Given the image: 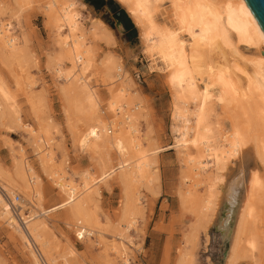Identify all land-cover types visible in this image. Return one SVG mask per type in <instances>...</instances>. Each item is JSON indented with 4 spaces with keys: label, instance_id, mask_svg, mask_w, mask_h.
Returning <instances> with one entry per match:
<instances>
[{
    "label": "bare ground",
    "instance_id": "bare-ground-1",
    "mask_svg": "<svg viewBox=\"0 0 264 264\" xmlns=\"http://www.w3.org/2000/svg\"><path fill=\"white\" fill-rule=\"evenodd\" d=\"M116 1L139 29L143 52L165 76L172 98L174 148L184 167L183 183H191V190L186 186L179 189V198L193 217L185 236L186 249L176 264H196L193 251L198 247L199 235L206 232L218 211L221 187L237 172L243 175V197L239 209L234 190L228 199L236 219L225 264H264L263 32L243 0ZM31 2L13 0L14 8L0 4L3 66L14 62L22 69L28 62L27 41L17 36L16 25L20 11ZM163 4H168L169 13L161 20ZM43 10L54 43L47 67L61 82L59 91L69 114L82 125L78 129L70 123L74 148L96 157L100 175L96 178L89 170L84 171L77 184L76 177L65 172L64 161L54 160L53 148L58 145L54 146L50 137L53 127L37 117L41 104L32 102L38 129L27 134L38 154L39 170L58 189L55 196L60 203L41 208L43 180L25 159L17 158L11 171L0 167V188L5 193V198L0 193V222L8 226L10 237L20 242L32 264H80L71 246L66 245L63 253L57 252L56 238L48 225L51 214L65 211L66 226L75 228L77 236L86 233L89 242L95 237L103 244L98 264H129L125 242L132 243L129 233L136 232V220L142 216L138 189L154 184L156 156L170 148H154L151 142L149 149L143 148L138 130L145 115L137 93L130 92L125 71L111 56L95 60V44L105 41L108 45L110 34L95 22L90 30L83 29L73 0H45ZM90 72L99 75L110 96L103 114L97 89L90 85L93 75L88 80ZM10 92L0 78V120L9 119L17 127L20 113ZM112 154L116 156L115 165ZM114 175L123 188L121 221L117 226L102 225L93 206L100 197L99 186L106 185ZM199 186H205L202 195L196 191ZM16 191L30 205V216L24 217L23 210L13 213L10 200ZM24 207L21 204L20 208ZM102 226L116 234V241H109L108 246Z\"/></svg>",
    "mask_w": 264,
    "mask_h": 264
},
{
    "label": "rangeland",
    "instance_id": "rangeland-1",
    "mask_svg": "<svg viewBox=\"0 0 264 264\" xmlns=\"http://www.w3.org/2000/svg\"><path fill=\"white\" fill-rule=\"evenodd\" d=\"M32 1L30 5L24 6L20 11L22 13L19 14L20 17L18 16L19 19L17 18L19 22L16 25L17 36H23L27 41V46H25L27 47L26 50L28 49L29 57L24 67L25 69H21L14 62L10 66H3V63L0 62V78L8 90L11 91L13 104L17 107L21 119L20 126L17 127L16 125L12 126L9 119L0 120L2 121L0 122V167L6 171H11L17 158L25 159L43 180L42 187L45 195L41 208L49 209L56 204L58 205L60 200L55 196L58 189L40 172L37 162L38 154L35 152L31 136H29V133L27 134V131L31 129H38L37 119L34 117L36 116L34 113L37 111L36 108L33 110L34 105L32 102L41 104V108H39L40 117L39 115L37 117L47 120L45 122H48L53 127V130L51 129L52 131H50V137L54 139V146L58 145L57 149H55L56 147L53 148L55 153L54 160L57 163L61 160L64 161L63 168L65 172L73 179L76 177L74 180L77 184L80 182L79 174L82 172L89 170L96 178L100 175V172L95 162V156L93 158V155L74 148L70 136L71 132L68 130L69 126L75 124L80 129L82 125L81 122L77 121L76 117L69 114L68 108H66V101L59 91L61 82L57 80L55 74L47 67L48 57L54 53V43L52 32L43 13L45 0ZM73 1H75L80 12V23L83 29L86 31L90 30L95 22L111 36V41L108 45L105 41L95 44V60L100 61L106 55L111 56L116 60L118 67L123 72L125 71V80L129 83L130 92L134 95L137 93L136 95L141 103L140 107L145 115V120L140 122L138 130L143 140V148L149 149L148 145L150 142L154 148H170L158 153L156 156L157 164L153 172H156L157 180L154 184L149 188L140 186L138 189L141 195L140 207L142 216L136 220V232L132 230L129 233L132 243L125 242L129 249L127 259L129 264H176L180 254L186 249L185 236L192 225L193 217L185 210L186 207L179 198V189L186 186L191 190V183H183L184 167L179 162V155L174 148L172 98L166 86V78L160 69H156L159 68L158 65L149 62L147 59L143 52L139 29L135 27L125 8L117 3L116 0L106 1L114 2L117 10L124 12L133 27L126 29V26L125 28L119 26L118 21L114 19L112 11L108 13L104 9L87 6L86 0ZM12 2L13 0H0V4L4 6L11 4V7H13L14 4ZM163 5L159 11L161 20L168 18L169 13L168 4ZM4 19L7 20L8 17L4 16ZM99 20H102L107 26ZM152 65L155 69L151 68ZM8 71L10 72L8 73ZM87 76L88 80L91 76L93 77L90 79L91 81L89 80L90 85L97 89L101 103L100 113L103 114L110 98L108 90L101 84L98 74L94 75L93 72H90ZM19 78L22 85L19 83ZM15 81L19 85L15 84ZM28 81L30 82L29 84ZM146 134L149 136L147 137ZM91 158L92 160H90ZM111 158H115L113 160V165H115L116 156L112 154ZM242 178V173L237 172L225 186L221 187L218 211L212 217L213 220L209 223L206 232L202 231L203 233H200L198 247L195 248L196 250H192L196 264H225V256L230 247L236 219V214L232 215L231 213V201L229 200L232 190H234L239 197L236 201L239 209L243 197ZM106 183V185L102 184L99 186L100 197L94 204L93 209L102 225L117 226L121 221L124 205L123 188L118 182L117 175H114ZM203 188L205 186L196 188L199 195L204 193L203 190L205 189ZM0 193L3 197L5 196L1 188ZM15 194L21 198L20 206L21 204L26 206L21 209L23 210L22 215L24 217L30 216L32 214L30 205L28 206L27 203L23 202V197L19 192L16 191L13 195ZM50 216L48 217V225L53 237L55 236L56 238L57 252L63 253L68 246H71L80 264H98L97 257L101 255L104 249L103 244L97 241L95 237L91 238V242L86 237L84 240L78 241L75 236V228L66 226L68 217L65 211H58ZM102 230L101 232H104L103 239L108 246L111 243L109 241L115 240L116 234H112L113 232L110 229H105V226L104 229L102 226ZM10 238V229L6 224L0 222V264H32L24 250L22 251L23 247L20 242Z\"/></svg>",
    "mask_w": 264,
    "mask_h": 264
},
{
    "label": "water",
    "instance_id": "water-1",
    "mask_svg": "<svg viewBox=\"0 0 264 264\" xmlns=\"http://www.w3.org/2000/svg\"><path fill=\"white\" fill-rule=\"evenodd\" d=\"M264 34V0H243Z\"/></svg>",
    "mask_w": 264,
    "mask_h": 264
},
{
    "label": "trees",
    "instance_id": "trees-1",
    "mask_svg": "<svg viewBox=\"0 0 264 264\" xmlns=\"http://www.w3.org/2000/svg\"><path fill=\"white\" fill-rule=\"evenodd\" d=\"M86 4L90 5V6H93V7H96L97 9H102L104 6L106 7H109L111 10H112V13L115 12V11H118L114 2L112 1H106V0H86L85 1ZM121 15V18L122 20L125 21V26H126V29H128L129 27H133L131 24H130V21L129 19L126 17V15L124 14L123 11H118Z\"/></svg>",
    "mask_w": 264,
    "mask_h": 264
},
{
    "label": "built area",
    "instance_id": "built-area-1",
    "mask_svg": "<svg viewBox=\"0 0 264 264\" xmlns=\"http://www.w3.org/2000/svg\"><path fill=\"white\" fill-rule=\"evenodd\" d=\"M118 75L119 76H121V74L120 73H118ZM116 79H117V81L120 79L119 77H116ZM11 201V204H10V206H11V209H12V211H13V213L14 214H17V213H19L20 212V210H21V206H20V203H21V198H20V196L19 195H13V197H12V199L10 200ZM82 235H83V237H82ZM86 233H82V234H80V235H76V238H77V240L78 241H81V240H84V238L86 237Z\"/></svg>",
    "mask_w": 264,
    "mask_h": 264
},
{
    "label": "flooded vegetation",
    "instance_id": "flooded-vegetation-1",
    "mask_svg": "<svg viewBox=\"0 0 264 264\" xmlns=\"http://www.w3.org/2000/svg\"><path fill=\"white\" fill-rule=\"evenodd\" d=\"M112 14L114 16V19H116V21H118V25L125 28V21L122 20L120 13L118 11H115ZM123 31H125V30H123Z\"/></svg>",
    "mask_w": 264,
    "mask_h": 264
},
{
    "label": "crops",
    "instance_id": "crops-1",
    "mask_svg": "<svg viewBox=\"0 0 264 264\" xmlns=\"http://www.w3.org/2000/svg\"><path fill=\"white\" fill-rule=\"evenodd\" d=\"M85 6V5H84ZM87 6H89V5H87ZM102 9H104V11L105 12H111L112 10L109 8V7H106V6H104ZM99 21H101V22H103L102 20H99ZM104 23V22H103ZM105 24V23H104ZM106 25V24H105ZM107 26V25H106Z\"/></svg>",
    "mask_w": 264,
    "mask_h": 264
}]
</instances>
